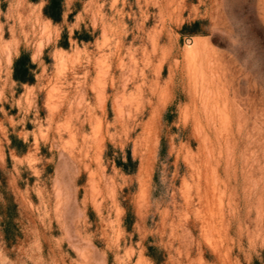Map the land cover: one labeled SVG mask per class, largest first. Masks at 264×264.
<instances>
[{
    "label": "rangeland",
    "instance_id": "374dc122",
    "mask_svg": "<svg viewBox=\"0 0 264 264\" xmlns=\"http://www.w3.org/2000/svg\"><path fill=\"white\" fill-rule=\"evenodd\" d=\"M46 3L0 0V264H264V0Z\"/></svg>",
    "mask_w": 264,
    "mask_h": 264
},
{
    "label": "trees",
    "instance_id": "16d2710c",
    "mask_svg": "<svg viewBox=\"0 0 264 264\" xmlns=\"http://www.w3.org/2000/svg\"><path fill=\"white\" fill-rule=\"evenodd\" d=\"M43 14L53 23L60 22L62 15L61 0H47V3L43 9ZM66 46L67 42H65L63 47ZM33 68L34 66L30 62L29 55L22 52L21 55L15 59L13 64L14 81H16L19 85L31 84L33 82V76L31 75V70ZM127 161L128 163L133 164L130 154L127 156Z\"/></svg>",
    "mask_w": 264,
    "mask_h": 264
}]
</instances>
